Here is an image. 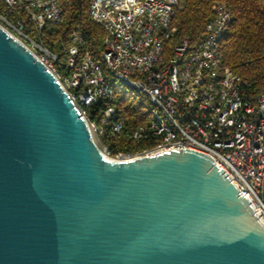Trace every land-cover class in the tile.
<instances>
[{
  "label": "water",
  "instance_id": "obj_1",
  "mask_svg": "<svg viewBox=\"0 0 264 264\" xmlns=\"http://www.w3.org/2000/svg\"><path fill=\"white\" fill-rule=\"evenodd\" d=\"M213 160L107 158L0 25V264H264V223Z\"/></svg>",
  "mask_w": 264,
  "mask_h": 264
},
{
  "label": "built area",
  "instance_id": "obj_2",
  "mask_svg": "<svg viewBox=\"0 0 264 264\" xmlns=\"http://www.w3.org/2000/svg\"><path fill=\"white\" fill-rule=\"evenodd\" d=\"M0 1L6 6L0 25L57 77L107 158L128 161L185 149L206 155L264 223V93L255 99L249 80L223 68L222 42L233 25L227 4L213 8L204 39L192 44L189 37L175 40L180 0H90V15L106 33L102 61L111 78L154 108L150 122L132 130L135 142L153 146L113 157L101 142L105 126L111 124L112 134L119 136L128 117L102 65L83 50L81 32L73 33L63 56L27 35L29 21L38 35L64 23L59 0ZM18 13L24 16L12 23ZM99 102L105 106L101 124L87 113Z\"/></svg>",
  "mask_w": 264,
  "mask_h": 264
},
{
  "label": "trees",
  "instance_id": "obj_3",
  "mask_svg": "<svg viewBox=\"0 0 264 264\" xmlns=\"http://www.w3.org/2000/svg\"><path fill=\"white\" fill-rule=\"evenodd\" d=\"M59 2L65 13L64 23L38 35L33 29V23L29 21L27 35L42 43L51 52L63 56L64 49L71 44L73 33L81 32L85 40L83 50L89 52L102 65L105 76L115 88L119 106L128 117L126 128L119 136L112 134L111 124L105 126L102 144L111 151L113 157L119 154L134 155L152 147L153 144L149 141L135 142L132 139V130L138 125L150 122L154 108L147 98L121 91L117 82L111 78L102 61L106 33L90 15V0ZM219 3L227 4L233 15V25L222 42L223 68L249 80L250 94L257 99L264 93V0H180L174 18L175 40L189 37L192 44L202 41L206 28L214 17L213 8ZM5 11L6 6L0 1V14ZM23 16L22 13L16 14L12 23ZM104 110L103 102L88 107L89 119L101 124Z\"/></svg>",
  "mask_w": 264,
  "mask_h": 264
},
{
  "label": "rangeland",
  "instance_id": "obj_4",
  "mask_svg": "<svg viewBox=\"0 0 264 264\" xmlns=\"http://www.w3.org/2000/svg\"><path fill=\"white\" fill-rule=\"evenodd\" d=\"M0 23H1V22H0ZM1 24H2V23H1ZM121 91H123V92H128L130 95H133V94L137 95L132 89H129V88H127V87H123V88L121 89ZM137 96H139V95H137ZM95 142L97 143L98 147L100 148V142H98L96 139H95Z\"/></svg>",
  "mask_w": 264,
  "mask_h": 264
}]
</instances>
